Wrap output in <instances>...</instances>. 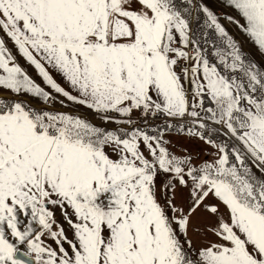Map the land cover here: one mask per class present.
<instances>
[{
  "label": "snow or ice",
  "instance_id": "obj_1",
  "mask_svg": "<svg viewBox=\"0 0 264 264\" xmlns=\"http://www.w3.org/2000/svg\"><path fill=\"white\" fill-rule=\"evenodd\" d=\"M217 2L0 0V264H264V64L222 23L264 58V0Z\"/></svg>",
  "mask_w": 264,
  "mask_h": 264
},
{
  "label": "rangeland",
  "instance_id": "obj_2",
  "mask_svg": "<svg viewBox=\"0 0 264 264\" xmlns=\"http://www.w3.org/2000/svg\"><path fill=\"white\" fill-rule=\"evenodd\" d=\"M205 3L209 5V7L213 8L216 12H227L235 15L233 10L231 8H225L222 4L218 3L217 0H205ZM222 23L225 24V26L228 28L229 32L232 33L238 40H240L243 43L244 46V51L252 53V55L255 57L257 61H260L262 64H264V58L260 56V54L257 52L256 47L252 42L249 41L247 37L239 33L238 29L234 25L228 24L227 21H222ZM2 35V34H0ZM8 46L12 49L13 53L16 54V49L12 46L11 41H7ZM18 62L27 68L29 71V74L32 75L37 82H40L41 84L43 83L40 79V77L36 74L35 70L31 67H29L23 58L17 56ZM55 78L58 80V82L64 84L63 79L57 75L56 73H53ZM67 87V85H64ZM4 95H11L10 92H5ZM19 99H24V100H31L29 96H24V97H18ZM61 99H63L61 97ZM32 104L37 107V108H45L47 107L46 105L40 103L38 100H31ZM52 110H57V111H65V112H79L82 116H86L90 118L94 123L100 124V120L95 117L94 114H91L90 110H87L83 106H73V107H61L59 103L51 105ZM106 127L110 129H114L117 127L116 124L110 123L106 125ZM123 127H127L126 125H123ZM168 139L172 141V143L169 145L170 150L177 155H183L184 150L187 149L188 152L193 154L194 156L196 154H199L200 159H209L210 157L206 156L205 153L207 151H210L211 149L209 148L208 145L204 144L201 141L198 140H189L186 135L181 136L178 134H169L167 136ZM147 154V153H146ZM195 163H199V160H195ZM167 179L166 174L159 175L157 177V187L160 189V186L162 182ZM177 203H184L186 202L187 198V192L184 191L183 193L180 192L179 189H177ZM56 218L57 220H60L63 223V218L60 216L59 209H56ZM204 221L203 220H197L196 218H193L192 224L189 229V238L192 240L193 245L197 248L207 244L209 241H216L217 237L211 233H208L207 235L201 234V232L196 230L197 224H199V227L206 232L207 229L204 226ZM64 227L66 230H68L69 236H71V230L68 229V225L64 224ZM50 243V241H49ZM67 247V245H65ZM55 247V245H53Z\"/></svg>",
  "mask_w": 264,
  "mask_h": 264
},
{
  "label": "built area",
  "instance_id": "obj_3",
  "mask_svg": "<svg viewBox=\"0 0 264 264\" xmlns=\"http://www.w3.org/2000/svg\"><path fill=\"white\" fill-rule=\"evenodd\" d=\"M91 114H93L92 112H91ZM134 116H137V115H139L138 113H134L133 114ZM160 121H155L154 123H159Z\"/></svg>",
  "mask_w": 264,
  "mask_h": 264
}]
</instances>
